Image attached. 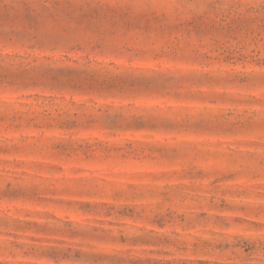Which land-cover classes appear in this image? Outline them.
Returning <instances> with one entry per match:
<instances>
[{"label": "rangeland", "instance_id": "rangeland-1", "mask_svg": "<svg viewBox=\"0 0 264 264\" xmlns=\"http://www.w3.org/2000/svg\"><path fill=\"white\" fill-rule=\"evenodd\" d=\"M0 264H264V0H0Z\"/></svg>", "mask_w": 264, "mask_h": 264}]
</instances>
